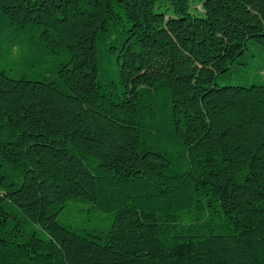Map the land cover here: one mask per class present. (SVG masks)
Instances as JSON below:
<instances>
[{"label": "trees", "instance_id": "trees-1", "mask_svg": "<svg viewBox=\"0 0 264 264\" xmlns=\"http://www.w3.org/2000/svg\"><path fill=\"white\" fill-rule=\"evenodd\" d=\"M199 3L0 0V264H264V0Z\"/></svg>", "mask_w": 264, "mask_h": 264}, {"label": "rangeland", "instance_id": "rangeland-1", "mask_svg": "<svg viewBox=\"0 0 264 264\" xmlns=\"http://www.w3.org/2000/svg\"><path fill=\"white\" fill-rule=\"evenodd\" d=\"M200 0H190V4L192 5V8L195 11H201L200 8ZM166 9V10H165ZM155 10H161V11H168L171 12L169 9V5L165 2H160L155 5ZM264 56V51L260 50L255 44L249 43L248 49L245 52L244 57H239L237 59L238 68L241 72H233L232 75V82H237V79H239L238 75L239 73L247 74L249 77H254L256 73V65L261 60V57ZM240 62H246L240 63ZM60 220L64 224H73V225H80L82 227H99L103 228L107 226L109 222V216L108 214H101L96 212H88V211H79L75 207H67L63 210V213H59Z\"/></svg>", "mask_w": 264, "mask_h": 264}]
</instances>
